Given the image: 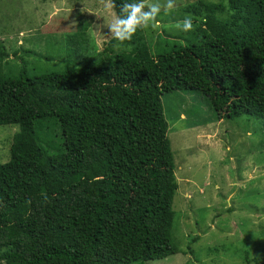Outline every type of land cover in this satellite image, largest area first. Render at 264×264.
<instances>
[{
  "label": "trees",
  "instance_id": "16d2710c",
  "mask_svg": "<svg viewBox=\"0 0 264 264\" xmlns=\"http://www.w3.org/2000/svg\"><path fill=\"white\" fill-rule=\"evenodd\" d=\"M183 11L194 30L165 26L154 51L138 31L130 52L113 40L112 56L88 55L76 32L60 68L34 75L10 67L0 43V127H20L0 164V264H147L180 252L162 97L198 91L219 118L264 117V0Z\"/></svg>",
  "mask_w": 264,
  "mask_h": 264
},
{
  "label": "rangeland",
  "instance_id": "374dc122",
  "mask_svg": "<svg viewBox=\"0 0 264 264\" xmlns=\"http://www.w3.org/2000/svg\"><path fill=\"white\" fill-rule=\"evenodd\" d=\"M197 1L176 0L170 14L161 11L159 30L142 31L152 51L165 26L181 32L175 25L186 17L183 9ZM111 19L100 0H0V43L10 67L34 75L60 68L67 53L59 47L76 32L88 39V55L130 52L127 44L110 49ZM162 102L179 183L173 238L180 252L147 264H264V117L219 118L198 91L166 94ZM19 129L0 127V164L10 160Z\"/></svg>",
  "mask_w": 264,
  "mask_h": 264
},
{
  "label": "clouds",
  "instance_id": "9594fccd",
  "mask_svg": "<svg viewBox=\"0 0 264 264\" xmlns=\"http://www.w3.org/2000/svg\"><path fill=\"white\" fill-rule=\"evenodd\" d=\"M100 2L112 17L110 22H106L105 27L109 29V38L117 42L115 45L117 48L124 46L126 42H131L138 31L155 32L159 30L162 27L159 19L161 11L163 10L164 15H168L177 7L176 0H162V2L161 0H155V2L153 0H131V2L125 0L119 5L116 0H100ZM175 27L185 34L192 32L194 30L193 17L186 16L176 23Z\"/></svg>",
  "mask_w": 264,
  "mask_h": 264
}]
</instances>
